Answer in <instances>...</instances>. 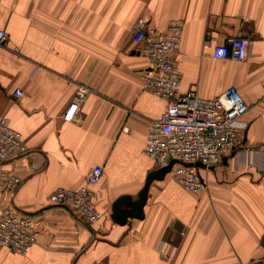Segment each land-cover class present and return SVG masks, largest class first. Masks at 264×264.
<instances>
[{
  "label": "crops",
  "instance_id": "obj_1",
  "mask_svg": "<svg viewBox=\"0 0 264 264\" xmlns=\"http://www.w3.org/2000/svg\"><path fill=\"white\" fill-rule=\"evenodd\" d=\"M174 19L185 23L182 92L213 98L236 87L249 105L247 127L241 147L222 164L198 168L207 191H187L167 174L153 181L143 218L118 224L115 203L136 201L148 175L160 169L144 146L151 121L167 107L143 86L147 61L133 30L139 20L165 30ZM0 29L9 35L0 47V117L28 147L24 156L0 163V171L22 179L11 203L37 218L32 249L3 248L0 264L264 259V0H0ZM208 33L214 42L207 46ZM242 34L253 40L247 61L213 57L215 45ZM81 84L91 94L77 121L68 122ZM96 166L104 169L94 188L103 217L88 226L49 198L83 185Z\"/></svg>",
  "mask_w": 264,
  "mask_h": 264
},
{
  "label": "built area",
  "instance_id": "obj_2",
  "mask_svg": "<svg viewBox=\"0 0 264 264\" xmlns=\"http://www.w3.org/2000/svg\"><path fill=\"white\" fill-rule=\"evenodd\" d=\"M184 26L183 20L174 19L165 30H160L150 22L139 20L133 30V41L147 61L141 77L143 86L167 101L163 114L150 123L144 151L160 168L176 161L168 174L185 190L201 193L209 189L208 185L199 169L187 164L201 162L207 167H214L236 152L241 147L247 127L242 118L249 105L236 87H229L213 98L200 97L193 91L182 92L179 55ZM8 39V33L0 29V47ZM213 42L212 34L208 33L205 45ZM252 42L248 34L232 37L226 43L214 46L213 57L216 60L245 62L251 55ZM90 94L88 86L81 84L77 87L64 116L66 121H77ZM21 95V90H15L16 98ZM27 152L22 135L6 117H0V163L12 162ZM103 175V167L96 166L83 185L53 192L50 203L69 210L80 223L88 226L96 224L103 216L94 188ZM21 183L18 175L0 171V250L7 248L16 254H27L37 242V218L22 213L11 203ZM5 197H9L10 202L7 203ZM248 264H264V259Z\"/></svg>",
  "mask_w": 264,
  "mask_h": 264
},
{
  "label": "water",
  "instance_id": "obj_3",
  "mask_svg": "<svg viewBox=\"0 0 264 264\" xmlns=\"http://www.w3.org/2000/svg\"><path fill=\"white\" fill-rule=\"evenodd\" d=\"M226 160V158L224 159ZM176 161L172 162L170 165L160 168L156 171L151 172L148 175L144 188L139 193V198L133 202H130L129 198H121L119 199L114 205V213H113V220L118 224H126L128 219H141L143 218V207L147 201V195L149 189L154 180L163 179L168 173H170L173 164ZM189 167H197V168H211L207 167L206 165L202 164L201 162H197L195 164H187ZM129 199V200H128ZM128 201V202H125ZM122 205H126L128 208L126 210L121 209Z\"/></svg>",
  "mask_w": 264,
  "mask_h": 264
}]
</instances>
